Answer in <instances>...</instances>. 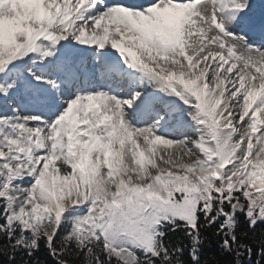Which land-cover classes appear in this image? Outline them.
<instances>
[{
    "label": "snow or ice",
    "instance_id": "1",
    "mask_svg": "<svg viewBox=\"0 0 264 264\" xmlns=\"http://www.w3.org/2000/svg\"><path fill=\"white\" fill-rule=\"evenodd\" d=\"M0 264H264V0H0Z\"/></svg>",
    "mask_w": 264,
    "mask_h": 264
}]
</instances>
